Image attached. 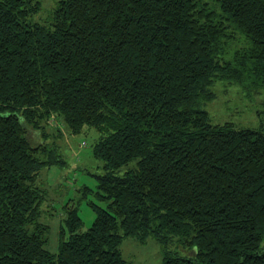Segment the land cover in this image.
Here are the masks:
<instances>
[{
	"label": "trees",
	"instance_id": "trees-1",
	"mask_svg": "<svg viewBox=\"0 0 264 264\" xmlns=\"http://www.w3.org/2000/svg\"><path fill=\"white\" fill-rule=\"evenodd\" d=\"M41 4L0 0V264H129L122 242L151 237L162 264H264V128L204 108L220 81L264 90V0H58L34 22ZM55 121V139L92 134L97 183L64 205L58 253L42 221L43 174L68 165Z\"/></svg>",
	"mask_w": 264,
	"mask_h": 264
},
{
	"label": "rangeland",
	"instance_id": "rangeland-1",
	"mask_svg": "<svg viewBox=\"0 0 264 264\" xmlns=\"http://www.w3.org/2000/svg\"><path fill=\"white\" fill-rule=\"evenodd\" d=\"M42 6L39 14L34 16V22L47 23L49 10L52 9L58 0H41ZM233 44V48L244 44L241 35ZM212 90L215 92V99L204 108L209 112L213 124L224 125L232 124L236 128L242 129H260L264 128V90L247 94L237 85L230 84L227 81L217 82ZM63 128L61 122L55 121L54 126L48 128L49 137L46 142L62 149L67 155L68 165L66 168H53L43 176L46 178L49 188L48 199L43 206V223L49 226L48 249L52 253L59 251V232L65 217L64 205L70 200L75 202L81 199L80 190L84 185L95 189L97 183L94 178L82 171L83 166H90L92 162L91 151L93 136L79 135L73 136L64 129L62 138L55 139V129ZM30 139L36 143L41 140L39 133L30 130ZM57 148V149H58ZM95 163V162H94ZM97 172V169H92ZM48 204V207H45ZM80 216L84 221V229H89L95 220V213L88 205V201H82L80 205ZM177 245L169 246L168 251L179 252L182 255H188L181 249H176ZM167 248V247H166ZM166 248L151 237L146 242L141 243L133 238L125 239L121 245L123 258L129 264H162L166 256Z\"/></svg>",
	"mask_w": 264,
	"mask_h": 264
}]
</instances>
